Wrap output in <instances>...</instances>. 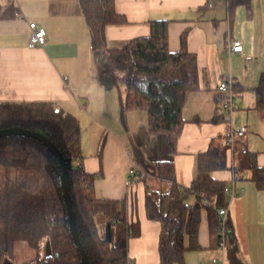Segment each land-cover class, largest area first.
<instances>
[{"label": "crops", "instance_id": "crops-1", "mask_svg": "<svg viewBox=\"0 0 264 264\" xmlns=\"http://www.w3.org/2000/svg\"><path fill=\"white\" fill-rule=\"evenodd\" d=\"M10 5L14 15L0 19V102H50L79 119L83 166L100 173L97 197L127 198L130 218L140 222V234L129 239L134 264H159L161 224L146 215L144 178L155 175L156 161L172 160L178 183L189 186L199 154L223 149L228 122L218 86L222 74L232 77L238 108L231 123L245 124L246 131L227 149V167L212 175L235 187V196L225 193L240 255L246 264H264V189L247 170L236 178L240 166L233 155L235 148L249 149L264 166V103L259 106L257 91L264 80V0L115 1L125 20L107 25L109 48L150 35L151 21L165 19L169 49L179 50L187 32V48L196 55L199 88L188 93L173 155L166 136L149 131L146 110L124 111L122 91L106 53L95 48L80 0H0L1 10ZM30 22L46 31L44 46L29 47ZM233 40L242 42V53L228 52ZM199 242L201 249L186 251V264H210L214 256L229 264L226 250L211 247L206 209Z\"/></svg>", "mask_w": 264, "mask_h": 264}, {"label": "trees", "instance_id": "trees-1", "mask_svg": "<svg viewBox=\"0 0 264 264\" xmlns=\"http://www.w3.org/2000/svg\"><path fill=\"white\" fill-rule=\"evenodd\" d=\"M115 1L80 0L95 48L107 55L122 91L124 111L146 110L149 131L165 135L173 155L185 123L182 110L188 93L199 88L196 55L187 48V32L181 36L179 50L169 49L165 19L151 21L150 35L109 48L107 25L125 20ZM13 15L12 5L0 8V19ZM257 91L262 106L264 80ZM6 130L22 132L0 134V263L23 240L36 256L18 264H84L64 196L66 165L76 229L89 263L134 264L129 239L140 234V222L130 218L127 198L97 197L95 181L100 173L83 166L79 119L50 102H0V132ZM229 148L200 153L197 176L189 186L178 183L172 160L156 161L155 175L144 178L146 215L161 224L159 264H186V251L202 248V209L207 211L211 247L218 248L224 239L229 264H246L231 236L228 215L221 231L218 209L228 206L227 183L212 175L227 167ZM234 152L235 164L240 166L235 167L236 178L238 170H247L264 189V166L258 164L257 153L239 148ZM190 196L196 198L193 205L187 202Z\"/></svg>", "mask_w": 264, "mask_h": 264}, {"label": "built area", "instance_id": "built-area-1", "mask_svg": "<svg viewBox=\"0 0 264 264\" xmlns=\"http://www.w3.org/2000/svg\"><path fill=\"white\" fill-rule=\"evenodd\" d=\"M17 16L21 17L22 15L17 12ZM30 35L28 40L29 47H37V46H44L47 41L46 31L39 27L35 22H30ZM243 45L240 40H233L230 41L228 44V52H239L242 53ZM219 92L223 95V99L221 102L222 108L226 112V121L228 122V127L224 132V144L229 146L230 148L234 147L235 138L239 135H243L246 131V125L240 124L236 125L231 123V115L232 113L238 108V102L236 98V93L233 89V81L232 77L228 74H222L220 76V82L218 86ZM130 175L135 174L134 169H130ZM224 191L230 196L233 197L236 194V190L234 186H226ZM218 214L221 220V231L224 233L225 230V221L228 215V208L227 207H220L218 209ZM219 249L226 250V242L224 239L220 242ZM210 264H224L222 261L219 260L218 257H212L210 260Z\"/></svg>", "mask_w": 264, "mask_h": 264}, {"label": "water", "instance_id": "water-1", "mask_svg": "<svg viewBox=\"0 0 264 264\" xmlns=\"http://www.w3.org/2000/svg\"><path fill=\"white\" fill-rule=\"evenodd\" d=\"M12 132H22V131L6 130V131L0 132V134H10ZM64 166H65V169H64V175L62 177V180H63L62 183H63V187H64V196H65L66 203H67L68 214H69V217H70V225H71L73 237H74L76 245L78 246V248L81 251L84 264H90L89 260H88V257H87V254H86L82 244L80 243L78 232H77V229H76L75 218H74V214H73V210H72V204H71L69 191H68V174H67V169H66L67 167H66V165H64Z\"/></svg>", "mask_w": 264, "mask_h": 264}, {"label": "rangeland", "instance_id": "rangeland-1", "mask_svg": "<svg viewBox=\"0 0 264 264\" xmlns=\"http://www.w3.org/2000/svg\"><path fill=\"white\" fill-rule=\"evenodd\" d=\"M72 159L70 163H72ZM73 164V163H72ZM36 256V252L25 241H17L11 257L5 259L0 264H18L24 260L33 259Z\"/></svg>", "mask_w": 264, "mask_h": 264}]
</instances>
